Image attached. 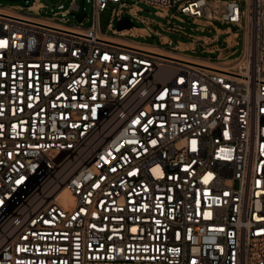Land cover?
Listing matches in <instances>:
<instances>
[{
	"label": "built area",
	"instance_id": "1",
	"mask_svg": "<svg viewBox=\"0 0 264 264\" xmlns=\"http://www.w3.org/2000/svg\"><path fill=\"white\" fill-rule=\"evenodd\" d=\"M81 1L74 24L0 7V264H264V0ZM142 3L243 49L129 43L114 20L149 25Z\"/></svg>",
	"mask_w": 264,
	"mask_h": 264
},
{
	"label": "rangeland",
	"instance_id": "2",
	"mask_svg": "<svg viewBox=\"0 0 264 264\" xmlns=\"http://www.w3.org/2000/svg\"><path fill=\"white\" fill-rule=\"evenodd\" d=\"M28 1H32V0H28ZM73 0H41V3L45 6L43 9L40 10L39 12V16L41 18H45V19H51L54 17V13H60L58 16V19L66 21L67 24H74V22L76 21V19L74 18V16L72 14H68L66 16H62V13L67 11L68 9H70L71 3ZM78 3L81 5L82 1L81 0H77ZM130 5H133L134 2H130ZM27 5L24 1L20 0V1H16V2H10V1H6V0H1L0 1V7H10V6H20L25 8V12L29 13L27 11ZM59 6H64L63 9H58ZM138 6L141 8V11L138 12V15L147 20L148 22H150L149 25H146L142 22H140L136 17L131 16V15H127L129 18H131L133 20V23L135 26L139 27V28H147L148 30L150 29L152 32H158L162 37H167L169 38L172 42H173V46H169V45H163L162 44V38H160L159 36H156L154 34H152L151 37H143V38H130V37H125V39L128 40H133L145 45H150L153 47H159V48H163L165 50L171 51L173 53L177 54H186V55H190L192 57H197V58H206V59H211L212 61H217L218 56H219V50H226V55L230 54L233 51H237L235 56H232L230 59L234 60L237 56L240 55V52L243 49V33L241 31H239V43L240 46H235V47H231L227 42V37L228 35H230V33L228 32V26L226 25H222L220 22H215L214 23V27L212 28H206L205 32H201L200 30H198L200 28V25H197L191 18L185 17L183 15H181L177 9V7H174L172 9H170L169 13H168V17L163 18L162 16L157 14V11L150 7L147 6L145 4H138ZM86 12L89 16V18L91 17V6L90 4H86ZM114 9H118V5L116 4H109L108 8L102 12L100 14V31L102 32V34L110 36V37H114V34L111 30H109L108 26L112 21L113 18V11ZM126 12H128V9L125 10ZM32 15H34L35 13H30ZM174 16L180 17L182 20H179L177 18H174ZM170 21V22H169ZM85 27L89 26V22L86 21L85 22ZM168 28H180V32L181 33H176V32H169L166 29ZM114 29L117 30L118 29V22L116 20H114ZM209 30L211 32H209ZM232 30L234 32L237 31L236 28H232ZM186 35H193V36H206V37H210V38H214L218 33L221 34L218 43H215L213 45L208 46L209 49H216V54H210L208 52L203 53V47L201 45H198L196 48V51H188L183 53L182 51H179L177 49V46L180 45L181 42H189L190 39L185 36ZM189 58V57H188ZM192 59V58H191Z\"/></svg>",
	"mask_w": 264,
	"mask_h": 264
},
{
	"label": "crops",
	"instance_id": "3",
	"mask_svg": "<svg viewBox=\"0 0 264 264\" xmlns=\"http://www.w3.org/2000/svg\"><path fill=\"white\" fill-rule=\"evenodd\" d=\"M147 31V28H140V29H132V30H129L127 33H126V37H130V38H133V39H136V38H139V37H144L145 33ZM195 38L197 40H201L195 47L194 49L196 50L197 46L198 45H204V43L202 41H205V42H208V40H210L211 38L210 37H206V36H195ZM125 39V38H124ZM162 42H165L167 40H170L169 38L167 37H162ZM126 41H128L129 43H132V44H142V43H139V42H136V41H133V40H128L126 39ZM193 47V43L191 42V40L189 42H181L180 45L177 46V49L179 51H182L184 49H186L187 47ZM158 51H162L168 55H173V56H177L178 58H181V59H190L192 61H196V62H200V63H204V64H208V65H213L215 62L212 61L211 59H206V58H197V57H192L190 55H186V54H177L176 53H173L171 51H168V50H165L163 48H159L158 47ZM204 51V50H203ZM202 51V52H203ZM184 53V52H183ZM204 53V52H203ZM189 57V58H188ZM192 58V59H191ZM215 66H219V65H215Z\"/></svg>",
	"mask_w": 264,
	"mask_h": 264
},
{
	"label": "water",
	"instance_id": "4",
	"mask_svg": "<svg viewBox=\"0 0 264 264\" xmlns=\"http://www.w3.org/2000/svg\"><path fill=\"white\" fill-rule=\"evenodd\" d=\"M6 1L16 2V1H20V0H6ZM22 1L25 2V0H22ZM84 18H85V13H84V11H82L78 15L79 22H82ZM133 27H134V24L131 22L130 18H128V17L123 18L122 21H120L118 23V30L119 31L129 30V29H132Z\"/></svg>",
	"mask_w": 264,
	"mask_h": 264
},
{
	"label": "bare ground",
	"instance_id": "5",
	"mask_svg": "<svg viewBox=\"0 0 264 264\" xmlns=\"http://www.w3.org/2000/svg\"><path fill=\"white\" fill-rule=\"evenodd\" d=\"M137 46H140L142 48H146L149 51L154 52L155 54H157L159 56H163V57H167V58H171V59H181V58H178L177 56L168 55V54H166V53H164L162 51H158V48H156V47H150V46H144V45H137ZM181 60H186V59H181ZM186 61L199 63V62H196V61H192L190 59H187ZM213 66H215V65H213Z\"/></svg>",
	"mask_w": 264,
	"mask_h": 264
}]
</instances>
